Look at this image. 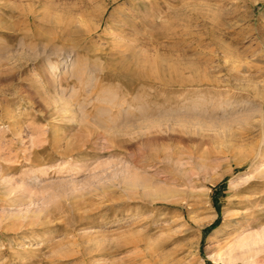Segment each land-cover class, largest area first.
<instances>
[{"label":"rangeland","instance_id":"obj_1","mask_svg":"<svg viewBox=\"0 0 264 264\" xmlns=\"http://www.w3.org/2000/svg\"><path fill=\"white\" fill-rule=\"evenodd\" d=\"M0 264H264V0H0Z\"/></svg>","mask_w":264,"mask_h":264},{"label":"bare ground","instance_id":"obj_2","mask_svg":"<svg viewBox=\"0 0 264 264\" xmlns=\"http://www.w3.org/2000/svg\"><path fill=\"white\" fill-rule=\"evenodd\" d=\"M191 66H192V65H191ZM259 237H260V236H259ZM256 238H258V237H256ZM254 239H255V238H254ZM246 241H248V239H247ZM243 242H244L245 244H242V245H246V246H247L248 244H250V243H247V244H246V242H245V241H243ZM249 242H250V241H249ZM253 243H255V244H256V241H255V240H253ZM253 243H252V244H253ZM248 246H249V245H248Z\"/></svg>","mask_w":264,"mask_h":264}]
</instances>
